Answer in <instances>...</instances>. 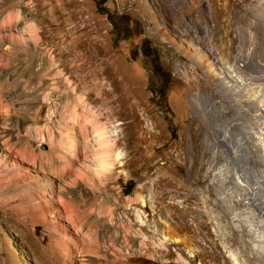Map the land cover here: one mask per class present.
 I'll return each mask as SVG.
<instances>
[{"label":"rangeland","instance_id":"374dc122","mask_svg":"<svg viewBox=\"0 0 264 264\" xmlns=\"http://www.w3.org/2000/svg\"><path fill=\"white\" fill-rule=\"evenodd\" d=\"M183 1L0 0V139L6 143L0 145L17 161L13 169L0 167V264H54L57 248L66 264H75L73 252L82 264H232L225 248L241 243L230 222L240 210L231 201L230 171L252 174L264 166L210 162L213 150H227L212 149L206 137L223 121L239 126L233 119L240 107L249 109L239 116L245 119L254 108L249 100L238 109L225 102L204 70L180 53H193L186 50L191 39L172 24ZM192 1V10L211 12L212 27L219 16L244 59L254 51L256 65L245 69L261 75L264 0ZM213 58L221 68L223 61ZM197 92L206 103L202 117L192 102ZM98 122L112 135L104 149L92 141ZM99 151L103 163L94 162ZM85 158L90 167L77 168ZM28 163L55 170L50 198L57 195L62 210L41 203L22 171ZM73 173L79 181L60 186ZM57 213L79 237L60 236Z\"/></svg>","mask_w":264,"mask_h":264},{"label":"bare ground","instance_id":"6f19581e","mask_svg":"<svg viewBox=\"0 0 264 264\" xmlns=\"http://www.w3.org/2000/svg\"><path fill=\"white\" fill-rule=\"evenodd\" d=\"M187 3H190V6H187L186 5ZM193 4H194V1H192V0H184L183 2H180V4L178 5L179 7L175 13L179 19H178L177 23H175V24L172 22V24L175 25L176 28H179L182 31L183 36L186 37L187 39H191V42H192V44L187 45V48H186L187 52L188 51L193 52L192 55L186 54L185 51H181V50H180V53L184 54L186 57H188L190 60H192L194 62V64L196 63L198 65V67H200L204 70L206 76L211 78V80L214 82L213 85H215V88H217V90H218L217 92L220 93L221 97L223 98V100L225 102L226 101L233 102L234 105L236 106V107L234 106L235 109H238L240 101L249 100L251 102V104L253 105V108H254V111H253L254 113L252 115L249 114L250 117L247 119H245L246 117L242 118V116L241 117H239V116L241 114H244L245 112H247L249 109L245 108V107L239 108L238 116H236L239 118L234 117V119H233V120H237L239 122V126H237L236 123H234L230 126L225 125V122L223 121V123L220 126H215L216 128L212 129V131L216 134L212 138H210L208 136L206 137L207 144L208 145L212 144V146H210L212 149H213V147H216V146H220L222 149H226L227 155L215 152L213 150L212 151V157L210 158V162L211 161L214 162L216 159L221 157L225 163L230 165V167H233L236 164H237V166H238V164H239V166H240V164L247 165L249 162L262 163L264 166V72L258 76H254L253 74L249 73L245 69V67L246 66L247 67H250V66L253 67L256 65V63L254 62V58L252 56V53H254V51L250 52L251 54L248 55L244 59L241 50L239 48H237L236 50L234 49V43H235L234 39L235 38L230 39L227 37L228 31L225 29L226 25L222 26L220 24L219 16H217V18H215V20H213V22L215 24H214V27H212V25L210 24V21L208 19L211 16V12L208 13L202 6L199 9L192 10ZM212 5L213 4H210L211 7H212ZM222 9L224 10V14H226L228 16L229 8H226V5H225V6H222ZM194 12L196 13V15H193ZM182 14H186L187 17H185V18H187L188 21L186 19L183 22L180 21L179 16ZM208 15H209V17H208ZM210 19H212V17ZM164 28H162V29H164ZM216 29L218 30V32H216ZM157 30L162 34V32H161L162 30L160 31L158 27H157ZM216 37H218L217 40L220 42V43L218 42V44L215 43ZM236 39L238 40V38H236ZM192 45H196L198 47H196L194 49L192 47ZM252 48L258 49L255 47H252ZM204 51L206 53L202 54ZM255 51H257V50H255ZM233 53H234V55L231 56ZM214 56H219L218 60L216 61L217 63L219 60L223 61V64H221V68H216V65L214 63H212V61H215L217 59V58L216 59L213 58ZM230 59H232V62H229ZM260 60H261V62L259 64L263 65L264 60L262 58H260ZM259 68L264 69V66L259 67ZM192 102L202 117L203 113H202V109L200 107H201V104H203L204 108L203 107L202 108L205 109L206 103L203 102L202 97L200 96V93H198V92L195 93V95L192 97ZM107 127H108V125H107ZM70 128H72V127H70ZM92 132H93L92 133L93 139H95L92 141H97L99 143V146L101 149L107 148L111 145L110 144L111 141L108 138H110V136L112 137V135H109V133L105 130L103 123L98 122L97 124H95ZM82 139H83V144H84L83 147L85 149V147L87 146L86 143L88 142L87 141L88 139L86 136H83ZM1 143H4V142L2 141ZM5 144L6 143H4L2 145H5ZM2 145H0V167L7 168V169H13L17 165V161L15 160L16 159L15 158L16 153L13 152L15 154L12 155L11 154L12 152L10 153L8 151L9 149H6L8 147H4ZM67 147H66V150H67ZM88 147H86V148H88ZM60 149L61 148L59 147V151H60ZM84 149H83V153L86 155ZM251 149H252V151H251ZM60 152H63V151H60ZM252 152H254L255 154L252 155L253 154ZM56 153H58V152L56 151ZM17 154H19V153H17ZM55 154H53V155H55ZM104 154H105V151H103V152L99 151L98 154L96 155V159H94V162L97 160H98V162H100L101 160L99 161V157L102 158ZM17 156L19 157V155H17ZM59 156L60 155H58V157ZM62 157L60 159H63ZM50 158L52 159V157H50ZM60 159H58L56 157L55 162L58 163V165L63 163V161ZM74 159H75V156H74ZM91 163L92 162L90 160L85 158L78 165L77 168H81L82 170H87L90 167ZM64 164H67V163H64ZM84 164H86V166ZM27 165H29V166L24 167L22 171L26 175H28V181H30V183H32V184L37 185V188H38L37 190L38 191L40 190L39 193L42 195V202L41 203H43L46 207H50L51 211H54V213L59 212V210H62L63 207H62L61 203L59 202L57 195H55L54 200H51V198H50L51 195L53 194L51 181L53 178H55V174H54L55 170L52 172H45L42 170L41 166H38L36 164H35V166H34V164L32 165V163L31 164L28 163ZM93 165H95V164H93ZM62 168L64 169L63 166H62ZM233 168H231V169H233ZM221 170H224V169H221ZM225 170H226V168H225ZM228 172H229V170L226 173L229 174ZM230 173H231V175L229 174L231 176L230 178H232L231 180H233L232 182H233L234 187H235V190H233L234 192L232 191L234 193V196H233V199L231 198L232 199L231 201L232 202L234 201V203L236 202L240 205V210L231 212V221L230 222L232 223L233 229L238 232L241 244H240V248H237V249H232L230 246H227L225 248L224 254L232 262V264H244V262H243L244 260L242 258H247L250 262H253L254 264H264V170L259 171V169H258V171L256 170L255 173L251 174V173H249V171L247 172L245 170V168H243L241 173H238L237 171L236 172L230 171ZM2 175H3V173H2ZM17 175H19V174H17ZM29 175H31V176H29ZM214 175H216V174H213V177H214ZM4 177L5 176H3V178ZM218 177L221 178L220 175ZM39 178H41V179H39ZM8 179H9V177H8ZM78 179H79L78 174L73 173L71 175L70 180L68 177L63 178L62 184L60 186L65 187V186H63V184H65L66 180H68L70 182L71 181L74 182ZM6 180H7V178H6ZM23 180H25V179H23ZM16 181H17V179H16ZM23 185H24V183H23ZM22 192H23V189H22ZM23 193H25V192H23ZM28 193H30V192H28ZM39 193H37V194H39ZM21 196H23V195H21ZM38 197L40 198V196H38ZM33 198L35 199L34 196H33ZM234 203H232V204H234ZM42 211L44 212L45 210H42ZM50 214H51V212H50ZM57 215L59 216V219H61V223L59 224L61 232H58V233H60V236L64 237L66 235V237H67V234H69L71 237H74V238H76L77 236L79 237V235H77L75 232V230L77 231V229L75 228L74 224L71 221L69 222V220L67 218H64L60 213H57ZM60 240H59V242H60ZM69 240L70 241H68V242H72L74 239L73 240L69 239ZM61 241H64V238ZM65 241H66V239H65ZM56 243H58V242H56ZM8 244H7V246L10 249ZM58 244H60V243H58ZM61 244H60V246H61ZM65 244H66V242H65ZM55 245L53 248H55ZM72 245H73V242H72ZM58 246L59 245H57V247ZM64 246H66V245H64ZM64 246H63V248H66ZM53 248H52V250H53ZM10 250L12 251V249H10ZM50 251L51 250H49V252ZM59 251H62V249H59ZM7 252H8V249H7ZM60 253L61 252H58V248H57V251H55V249H54V251L52 252L54 264H66V261L68 259L65 260V258L62 257L63 255H60ZM61 254H66V253L63 252ZM71 257H72V260L74 261L75 264H78V263L82 264L80 259H79L78 252L77 253L73 252ZM13 262H11L10 264H12V263L18 264V262L15 260ZM28 262L30 263V260L26 261V264H29Z\"/></svg>","mask_w":264,"mask_h":264},{"label":"trees","instance_id":"16d2710c","mask_svg":"<svg viewBox=\"0 0 264 264\" xmlns=\"http://www.w3.org/2000/svg\"><path fill=\"white\" fill-rule=\"evenodd\" d=\"M131 189V185H129V187L127 186L126 189H125V193L127 194Z\"/></svg>","mask_w":264,"mask_h":264},{"label":"water","instance_id":"95a60500","mask_svg":"<svg viewBox=\"0 0 264 264\" xmlns=\"http://www.w3.org/2000/svg\"><path fill=\"white\" fill-rule=\"evenodd\" d=\"M263 55H264V53H263Z\"/></svg>","mask_w":264,"mask_h":264}]
</instances>
